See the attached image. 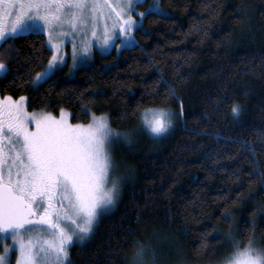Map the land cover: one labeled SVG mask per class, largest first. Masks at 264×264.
I'll return each mask as SVG.
<instances>
[{
  "label": "trees",
  "instance_id": "trees-1",
  "mask_svg": "<svg viewBox=\"0 0 264 264\" xmlns=\"http://www.w3.org/2000/svg\"><path fill=\"white\" fill-rule=\"evenodd\" d=\"M160 4L132 46L37 86L52 55L43 32L17 34L0 54L3 96L27 95L30 110L56 115L66 108L73 122L106 114L139 137L140 150L124 155L131 171L117 205L72 243L67 264H130L139 243L156 264H208L249 237L264 247V0ZM181 104L165 134L142 128V109Z\"/></svg>",
  "mask_w": 264,
  "mask_h": 264
},
{
  "label": "snow or ice",
  "instance_id": "snow-or-ice-1",
  "mask_svg": "<svg viewBox=\"0 0 264 264\" xmlns=\"http://www.w3.org/2000/svg\"><path fill=\"white\" fill-rule=\"evenodd\" d=\"M132 5L133 0H0V54L9 50L4 44L18 33L46 32L52 56L33 83L46 82L57 62L65 59L64 38L88 30L95 36L101 16L113 19L111 29L118 26L131 40L137 26L130 14ZM111 29L105 22V45ZM72 43L75 66V39ZM89 48L88 41L81 40L85 55ZM7 71L0 61V74ZM25 101L24 96L0 97V233L13 242L3 245L0 264H7L11 251L17 253L15 264H66L74 237L87 238L101 211L118 197L119 180L110 177V146L127 133L114 131L106 114L93 113L88 124H74L63 108L58 116L30 112ZM231 111L238 116L241 108L234 103ZM139 115L144 128L160 136L171 128L175 113L146 108ZM232 243L223 264H264V247L255 246L252 237ZM146 251L156 264L154 250L144 245L135 247L130 264H145Z\"/></svg>",
  "mask_w": 264,
  "mask_h": 264
},
{
  "label": "rangeland",
  "instance_id": "rangeland-1",
  "mask_svg": "<svg viewBox=\"0 0 264 264\" xmlns=\"http://www.w3.org/2000/svg\"><path fill=\"white\" fill-rule=\"evenodd\" d=\"M133 9L131 11V15L134 18V20L137 22V26L134 27L132 29V35H131V40L125 36L124 34L119 32V28L117 26V28L115 29H111V25L113 23V19H108L107 21H105V18L103 16L100 17L99 23L97 25V30H96V35L93 36L91 30H88L87 33L85 34H81V33H77L75 35V37L73 36H66L64 38V44H63V55L65 57L64 61H58L56 67L50 72L49 77L47 78V80L53 76L57 71L61 70L64 67H67L70 75L74 74L75 71L81 67V66H87L89 64H91L93 61H95V59L97 58V55L100 54H107L112 50H115L116 52H119L122 48L124 47H128V46H132L135 41H136V37H135V30L138 26H141V24L143 23L144 17L146 15L147 12L149 11H160L161 10V4H160V0H133V5H132ZM140 13H143L144 15H140ZM105 22H107V24L109 25L110 29H111V39L109 44L105 45L104 41H103V36H104V25ZM31 32H43V31H31ZM24 33H28V32H24ZM24 33H18V34H24ZM46 35L47 41H48V37H47V33L43 32ZM73 39H75L76 41V46H77V60L75 62V66H73L74 61L72 59V49H73ZM81 40H87L89 43V53L88 55H85L81 49H80V42ZM49 44V43H48ZM50 48L51 45L49 44ZM52 50V49H51ZM52 56V55H51ZM51 58V57H50ZM46 66L40 70L39 72L43 71ZM3 74V73H2ZM1 75V74H0ZM35 80V77L33 79V81ZM44 81L41 82H37V83H33L35 86L43 83ZM26 98V105L28 108V111L32 112V111H37V112H49L43 109H34V110H30L28 107V97L27 95H22ZM0 97H3V95L0 93ZM156 108V107H154ZM157 108H162V107H157ZM66 110L67 113H70L69 115V120L71 123H81V124H88L90 122H73L70 118L71 116V112L70 110L64 108ZM169 109V108H166ZM173 113H175L172 123L174 122L175 119H177L180 114L181 111L180 110H172L170 109ZM60 113V112H59ZM56 115V114H54ZM59 114H57L58 116ZM97 116L101 115V114H96ZM110 124V123H109ZM111 126V125H110ZM142 128L147 131L148 135L153 136V137H157L154 136L150 131L146 130L144 128V126L141 123ZM30 127H34V125H30ZM111 128L116 131V132H120V133H127V137H125L124 135H121L117 138H115L110 146V152H111V157H112V171L110 173V177H115L118 178L119 183H120V187H119V194L118 197L115 201V203L113 205H111L110 207H108L107 209L101 211V213L99 214L97 221L94 225V228L98 222V220L100 219V217L103 214H106L107 212L113 210V208H115V206L117 205L120 196H121V191L123 188L124 183L126 182V178H127V172L131 171V168L129 166V164L126 161V157L124 155H126V153L129 154H135L137 153L140 149L138 148V141H139V137L137 133H131V132H127V131H119L115 128H113L111 126ZM138 137V138H137ZM110 186V184H109ZM93 228V230H94ZM92 230V232H93ZM91 232V233H92ZM91 233L89 234V236L91 235ZM88 236V237H89ZM87 237V238H88ZM87 238H85L84 240H79L78 238L74 237V241L73 242H83L85 241ZM255 246L257 247H262L257 240H253ZM12 240L10 238H4V234L0 233V252H3V245L4 244H8V245H12ZM233 248V243L231 245V249ZM232 251V250H231ZM69 252V249H68ZM230 254V253H229ZM228 254V255H229ZM16 255L17 253L15 251H11L8 256V262L7 264H15L16 262ZM228 255L226 257H228ZM225 257V258H226ZM225 258L221 259V260H215L212 261L208 264H223V261L225 260ZM69 260V255L67 258V262L68 263ZM167 261H172V260H178V258H174V257H167L166 258Z\"/></svg>",
  "mask_w": 264,
  "mask_h": 264
},
{
  "label": "clouds",
  "instance_id": "clouds-1",
  "mask_svg": "<svg viewBox=\"0 0 264 264\" xmlns=\"http://www.w3.org/2000/svg\"><path fill=\"white\" fill-rule=\"evenodd\" d=\"M140 245H144L142 243H139L137 245V247H140ZM146 247V249L148 248L146 245H144ZM134 252V251H133ZM145 264H151V253L150 252H147L145 253Z\"/></svg>",
  "mask_w": 264,
  "mask_h": 264
}]
</instances>
